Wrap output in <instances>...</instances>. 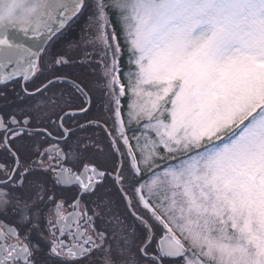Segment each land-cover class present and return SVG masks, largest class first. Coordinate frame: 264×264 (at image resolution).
<instances>
[{
	"label": "snow or ice",
	"instance_id": "obj_1",
	"mask_svg": "<svg viewBox=\"0 0 264 264\" xmlns=\"http://www.w3.org/2000/svg\"><path fill=\"white\" fill-rule=\"evenodd\" d=\"M82 261L264 264V0H0V264Z\"/></svg>",
	"mask_w": 264,
	"mask_h": 264
},
{
	"label": "flooded vegetation",
	"instance_id": "obj_2",
	"mask_svg": "<svg viewBox=\"0 0 264 264\" xmlns=\"http://www.w3.org/2000/svg\"><path fill=\"white\" fill-rule=\"evenodd\" d=\"M72 23V22H71ZM79 26H77L76 24H74L73 26L71 25L69 30H67V32H65L63 35H61V37L57 38V40L54 41V43L51 45L49 44V51L52 52L53 54H57V53H61L66 51V45L64 44L66 42H68L69 40L72 39H78L79 38ZM59 39V40H58ZM53 42V41H52ZM64 44V45H63ZM70 55H72L74 58H76L77 54L75 53H70ZM98 60V56L96 58ZM49 63H51V58H49ZM58 71L60 72H73L76 71L78 72L79 69H74L72 66H64L63 68L58 69ZM47 75V73L45 74ZM44 76H40L38 79L34 80L32 83L34 85H38L40 80H43ZM19 86H20V82H16L15 84H10L8 85V87H15L17 90H19ZM57 87H61L60 85H57ZM54 109H52L51 105L49 104H44L42 106H38L33 110V115H39L41 117H43L44 121L47 122V119L49 117H51V119H55V115H54ZM95 109H93V112L89 114L88 118H91L94 114H95ZM76 121H78L79 123H84L86 117L84 116H77L74 118ZM73 127H75V125H73ZM92 131H94L93 129H87L86 132L84 133H78V135H85V134H89ZM98 131V130H95ZM55 135V133H54ZM49 144L55 148L56 147V141L55 140H51L49 141ZM58 191H62V190H58ZM66 195H71L70 192L66 193ZM43 220L41 221V224L43 226ZM81 264H88L87 261H82ZM165 264H169L168 261H165Z\"/></svg>",
	"mask_w": 264,
	"mask_h": 264
},
{
	"label": "rangeland",
	"instance_id": "obj_3",
	"mask_svg": "<svg viewBox=\"0 0 264 264\" xmlns=\"http://www.w3.org/2000/svg\"><path fill=\"white\" fill-rule=\"evenodd\" d=\"M85 23H86V17L85 16H81L79 19H77V20H74L71 24H70V26L72 25H74V24H76L77 26H79L80 28H79V35L81 34V32H82V30H83V28H84V25H85ZM70 26L67 28V30H69V28H70ZM67 30L65 31V32H67ZM64 32V33H65ZM63 33V34H64ZM59 37H61V35L60 36H58V37H56V38H54V40H53V42H51L50 44L52 45L53 43H54V41L55 40H57V38H59ZM59 40V39H58ZM56 42V41H55ZM68 42H66V43H64V44H67ZM63 44V45H64ZM89 51H91L92 49L91 48H89L88 49ZM97 51H99V48H97ZM95 58H97V56L95 57ZM100 59V57L98 56V60ZM97 60V59H96Z\"/></svg>",
	"mask_w": 264,
	"mask_h": 264
}]
</instances>
